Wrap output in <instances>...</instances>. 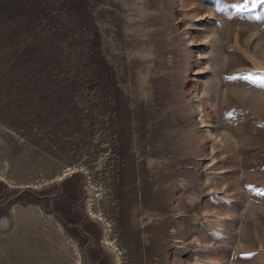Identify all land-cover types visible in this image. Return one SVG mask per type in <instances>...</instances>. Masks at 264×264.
I'll list each match as a JSON object with an SVG mask.
<instances>
[{"label":"rangeland","instance_id":"obj_1","mask_svg":"<svg viewBox=\"0 0 264 264\" xmlns=\"http://www.w3.org/2000/svg\"><path fill=\"white\" fill-rule=\"evenodd\" d=\"M264 0H0V264H264Z\"/></svg>","mask_w":264,"mask_h":264},{"label":"snow or ice","instance_id":"obj_2","mask_svg":"<svg viewBox=\"0 0 264 264\" xmlns=\"http://www.w3.org/2000/svg\"><path fill=\"white\" fill-rule=\"evenodd\" d=\"M246 80H251L254 83L264 84V76H253L251 74L244 77Z\"/></svg>","mask_w":264,"mask_h":264}]
</instances>
